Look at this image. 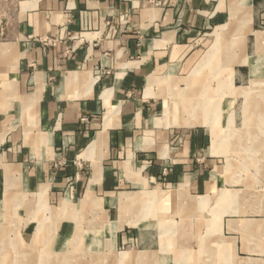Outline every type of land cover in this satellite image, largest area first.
Here are the masks:
<instances>
[{"label":"crops","instance_id":"0c3cea01","mask_svg":"<svg viewBox=\"0 0 264 264\" xmlns=\"http://www.w3.org/2000/svg\"><path fill=\"white\" fill-rule=\"evenodd\" d=\"M227 28L244 36L228 40ZM0 29L1 252L3 236L18 235L3 220L24 221L20 235L29 242L9 239L11 264H35L34 254L45 252L39 264H57L53 257L79 236L92 251L99 230L118 248L137 246L124 263L155 264L146 224L153 205L171 221L183 254L176 264H227V255L228 264H264V160L249 165L248 190L237 192L241 179L222 146L235 132L219 131L234 122L224 118L226 101L264 93L262 68L240 49L247 41L255 52L264 46V0H0ZM212 29L228 44L217 72L205 63L213 45L202 55ZM47 39L58 43L45 49ZM238 60L248 61L250 85L235 90L220 79L211 88ZM197 64H205L202 92L217 93L213 114L176 127L165 115L169 93L178 91L170 85ZM161 189L168 191L151 193ZM58 207L73 216L48 231Z\"/></svg>","mask_w":264,"mask_h":264},{"label":"rangeland","instance_id":"374dc122","mask_svg":"<svg viewBox=\"0 0 264 264\" xmlns=\"http://www.w3.org/2000/svg\"><path fill=\"white\" fill-rule=\"evenodd\" d=\"M247 14L248 13H246V15H245L246 19H247ZM216 30L217 29H212L208 32V35L205 37L204 45L202 46V55L203 54L205 55L207 53V51L210 49V47L213 45V48H212L213 60H212V63H210V65H212L211 68H212L213 72L214 71L217 72V70L219 68L220 61L224 55L223 51H224L225 45H226V47H228V44H226V42L224 40H221L222 37H219L217 40ZM226 30L228 32V35H227L228 40L235 37L234 34L240 35V31H242L241 34H243V36H244V32H245L243 28L240 31H239V29H235V28H227ZM237 31H238V33H236ZM215 32H216V34H215ZM241 46L242 47H240V49L243 51V56L246 57L247 51H248V54L252 57L250 61H252L253 64H255V62H256L258 68H262V72H264V46L261 48V50L259 52H255L253 46L250 43H248V41L246 44L243 43ZM250 48H252V50H250ZM240 49L238 48V52L240 51ZM236 52L237 51L233 48V53L236 54ZM219 55H221L222 57H218ZM245 59H247V58H245ZM196 67H195V69H196ZM198 67H200V65ZM239 68H241L245 71L243 74L244 76L242 78H239L236 76L237 70ZM230 69L231 70L229 72L225 73L220 78H219V76L214 77V79H212V81H211V88L217 89L220 85V79H221V81H224V83L229 82L230 86L233 85V87H234L233 89H235V90H237L239 88H244V87H247L250 85L253 77L248 76V73H249L248 61L244 62V60H238L237 63L235 62L233 65H231ZM204 71L206 73H208L209 68L206 67V69ZM195 73H196V71H195ZM190 75L187 78H185L187 76L186 75V76H184V78L178 77L175 79L178 83L177 86L176 85L175 86L170 85L171 86L170 88H171V90L178 89V91L169 93V100H167V102L170 105V109L172 108L171 111L177 109L176 103H178V102L181 103L180 104L181 105L180 106L181 107L180 112H182V114H184V113L186 114V116L183 115L185 120L190 119V110H189V108H190V105H189V102H190L189 94H190V92L187 93L184 91V89H186L185 80L190 78L191 77ZM197 78H198V76H197ZM257 78L264 79V76H258ZM230 80H233V82H231ZM204 87L208 88L207 85H204ZM229 91H231V90H229ZM256 91H257V97H259L261 100H264V98H263L264 96H263V94H261V93H263L262 92L263 88H262V90L260 88H258V90H256ZM259 92H261V93H259ZM198 95H202L201 92ZM211 96L214 97V99L217 101V93L212 94V92H211ZM255 96L256 95L253 94L251 99L250 98L245 99L242 97H237L236 99H233V102L231 103V105L226 101L227 103L225 102V108H224L226 111V114H225L224 118H225V120H227V118L232 114L230 117L231 119L229 121V125L233 122V121H231L232 118H234V122L232 125H230V127H228L227 124L219 125V129H220L219 131L220 132L221 131L223 132L225 128H226L227 132H230V133L235 132L233 135L231 134L232 135L231 138H226L225 141L222 140L223 141L222 146H223V148H224V146H226V149L229 150L231 156H229L228 162H229V164H232L233 166H235L237 168V172L235 173V175H236V177L240 178L242 181V182L237 181L235 183L237 186L239 185L241 187V188H236L237 192H240V191L245 192L248 190L247 188H245V185L249 184V179L251 177V173L249 172V170H250L249 165H251V164L255 165L254 163L256 160H259V161L264 160L263 159V157H264V139H259L260 135H261V130H259L258 133H254V132L247 133L248 130H246V129L252 128L254 131V129H257L258 124H256V123H258V122L263 123L262 119L252 117L251 119H252V122H254V124H249V125L247 124L244 126L245 114L249 115V113L251 112V109H252L251 106H253V104H254L253 100H254ZM225 100H229V98L225 99ZM191 104L195 105L196 103L194 101ZM214 111L217 114L218 108H214ZM191 112L194 114L195 117H200V118H201V115L203 114L201 112V110H197L195 108H194V112L193 111H191ZM263 112H264V110H263ZM167 116H168V118L170 117V120H171L172 116H169V115H167ZM197 120L199 121V119H197ZM198 121H197V123H198ZM174 122H176L174 119H173V123H172V121H170L171 124L176 126V124ZM260 125H261V128L264 127V124H260ZM186 126H193V125L186 124ZM176 127H178V126H176ZM227 128L228 129L231 128V129L227 130ZM213 129H214L213 133H215L216 129L215 128H213ZM262 134H264V132ZM261 136H264V135H261ZM256 137L258 138V140L257 139L255 140ZM251 138H253L254 140H248ZM218 139H219V137H218ZM214 143H216L215 138H214ZM235 143L237 145L238 144H242V145H239V147L238 146L236 147V145H234ZM260 143L263 144V146L258 148V145ZM240 168L244 169L246 171H242ZM258 175L260 176V173H258ZM254 176H255V173H254ZM164 191H168V190H166V189H161L159 191L158 190L157 191L151 190V193L152 192L164 193ZM259 191H260V189H259ZM165 193L167 195H169V193H167V192H165ZM151 208H152L153 212H151V214L148 215L151 218H149V220L146 222V224L151 226L150 232L154 235V236L148 237L150 240L148 242L149 243L148 246H151L152 247L151 249L153 251H156L154 253L156 254L158 259L156 260L155 264H176L175 260L178 259L177 257H180L183 254L176 252V246L173 244V228L170 227L171 221L169 220V218H167V219L158 218V216H157L158 212L155 210V208H156L155 205L151 206ZM17 216L21 219V217H22L21 212L17 213ZM69 216L65 215L64 210H62L60 207H58L57 209H55V213H54L53 218L47 220L46 221L47 226L46 227L44 226V227L46 229H48V231H51V227L52 228L55 227V228H53L54 229L53 232H58L59 223L63 222V220L65 218H68ZM72 216H70L69 218H72ZM11 222H12V224L10 223V220H3V224H4L3 227H5L6 230H8V231L10 228H12V229L16 228L17 229L16 233L18 232V235L17 236H8V235L3 236V240L5 239L6 244H7L6 245L7 253L1 252L2 249L0 248V264H11L10 256H11V250L13 248H11V246H10L9 239L14 241L16 238H21L24 245H26V243H29L26 241V238L24 236L20 235V233L22 232L21 230L25 226L24 225L25 222L20 221V220L17 221V223H18L17 227L15 226L16 221H11ZM116 224L117 223H112L110 230H112V231L114 229L116 230L118 227V224L117 225ZM120 226H123V225H120ZM120 228H122V227H120ZM101 232H104V231L99 230V233L96 237L97 238V245L96 246L94 245L92 247L93 249L94 248H96V249H94L92 251L90 248H89L90 250L89 249L85 250L84 246H83V244L85 243V240H83V238L81 239V236H79L78 238L74 237L71 240L72 241L71 246H69L67 248V251H66L67 254L64 252H59V253L57 252V254L54 253V255L55 254L56 255H55V258L53 257V259L54 260L57 259V264H126L124 262H129L131 260V258L129 257L130 254H128V253L131 251H134V250L137 251V249H138L137 246L127 244L124 247L118 248L116 246L115 239L111 235L101 233ZM113 239H114V242H113ZM7 241H9V242L7 243ZM6 251H4V252H6ZM133 253H137V252H133ZM125 254H128V260L123 261L121 258ZM119 255H121L120 262H122V263H118L116 260V258ZM194 255L198 256L199 254H194ZM21 256H24V255L21 254ZM47 256L48 255L46 252L43 254L42 253H35L34 254V260H36L35 264H39V261H40L39 258H41V262H42V258L46 259ZM228 257H229V255H227V259H226L227 264L229 263ZM163 258H164V260H163ZM81 259H82V262H81ZM180 259H182V261H186V259H184V260H183V258H180ZM60 260H61V262H60ZM188 261L189 262L196 261V257L189 258ZM206 262H207V260H206ZM243 262H249V261L243 260ZM14 264H26V262L25 261L21 262V263L15 262ZM129 264H136V262H130ZM139 264H143V263H139Z\"/></svg>","mask_w":264,"mask_h":264},{"label":"bare ground","instance_id":"6f19581e","mask_svg":"<svg viewBox=\"0 0 264 264\" xmlns=\"http://www.w3.org/2000/svg\"><path fill=\"white\" fill-rule=\"evenodd\" d=\"M219 33V34H218ZM217 40L219 37L222 36V34L218 31L217 34ZM216 43V42H215ZM208 54V53H207ZM206 57V56H205ZM212 60H213V52L212 54L207 58V60H205L206 62V65L212 63ZM199 65V64H198ZM205 65V64H204ZM200 66L197 70H196V73H192L193 75L190 77L189 81H188V85H189V97H190V102H189V105H190V119L189 120H185L184 117H183V114L182 112H180V109H181V103L178 102L176 103L177 104V109L171 111L170 108L168 109H165V115H169V116H172V118L176 121L174 122L176 124V126L178 127H182V126H186V124H189V125H196V124H201L202 123V119L200 117H195L194 114L191 112L193 111L194 112V108L197 109V110H201L202 113H205L206 112V115L208 116H212L213 113H211L212 111H210L209 113V106L212 102V96L210 95H207V93L205 92H202V91H206L208 90V88L204 87L203 86V80H202V75L200 74V71L201 69L203 68V66ZM198 76V78H197ZM260 87V86H259ZM263 88V87H261ZM258 90V89H257ZM262 90V89H261ZM254 91V90H253ZM187 92V93H189ZM201 92L202 95H198L199 93ZM261 93V92H259ZM255 94V93H254ZM263 94L264 96V93H261ZM206 95V96H205ZM241 95H248L247 94V90H242V94ZM260 95V94H259ZM188 97V98H189ZM206 97V98H205ZM261 97V96H260ZM245 98V97H244ZM264 98V97H263ZM249 99V98H248ZM195 101V105L191 104ZM214 101V100H213ZM253 106H251V112L248 114H245V117L247 118L246 121H244V126L245 125H249V124H254V122H252V117L253 118H259V119H262L263 123H256L258 124V127L257 129H246L248 130L247 133H251V132H254V133H258L259 130H261V134L264 132V127L261 128V125L260 124H264V100H261L259 97H256V99L253 100ZM185 105V104H184ZM214 106V105H213ZM219 108V107H218ZM253 110V111H252ZM192 116V117H191ZM171 118L170 121H172L173 123V119ZM170 119V117H169ZM199 119V121L197 120ZM198 121V123H197ZM242 130V129H241ZM243 134V133H242ZM250 138V137H249ZM254 138V137H253ZM256 139L258 140V138L256 137ZM239 145H242V144H238L237 146L239 147ZM263 144H259L258 145V148L259 147H262ZM78 235V234H76ZM71 243V240L69 241V243L66 245L68 246L69 244ZM59 253V252H58ZM65 253V252H64ZM77 253V252H76ZM61 254V253H60ZM67 254V253H66ZM45 255V254H44ZM60 256V255H59ZM64 258V257H63ZM77 259V258H76ZM123 261H126L128 260V254H125L123 255V257L121 258ZM61 262V260H60ZM59 262V263H60ZM81 262H82V259H81ZM45 263V262H44Z\"/></svg>","mask_w":264,"mask_h":264},{"label":"built area","instance_id":"2783aa9c","mask_svg":"<svg viewBox=\"0 0 264 264\" xmlns=\"http://www.w3.org/2000/svg\"><path fill=\"white\" fill-rule=\"evenodd\" d=\"M147 1L148 3H151V4H159V0H145ZM2 29H0V37L3 35L2 33ZM58 43V40L57 39H47V40H44L43 41V44H44V48L47 49L49 47H55Z\"/></svg>","mask_w":264,"mask_h":264}]
</instances>
